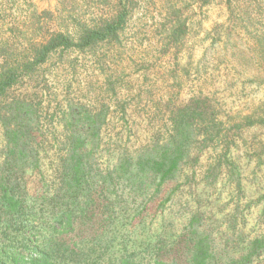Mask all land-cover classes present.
I'll list each match as a JSON object with an SVG mask.
<instances>
[{
	"label": "trees",
	"instance_id": "trees-1",
	"mask_svg": "<svg viewBox=\"0 0 264 264\" xmlns=\"http://www.w3.org/2000/svg\"><path fill=\"white\" fill-rule=\"evenodd\" d=\"M115 1L110 17L38 31L11 23L0 37V264H264V231L241 230L238 244L217 247L191 193L195 143L207 146L221 129L207 119L208 98L173 113L162 139L142 145L128 134L125 106L124 131L115 130L114 84L110 98L73 91L63 70L76 73L81 57L117 42L129 23L133 0ZM244 121L264 126V116ZM184 198L198 210L188 213Z\"/></svg>",
	"mask_w": 264,
	"mask_h": 264
},
{
	"label": "rangeland",
	"instance_id": "rangeland-1",
	"mask_svg": "<svg viewBox=\"0 0 264 264\" xmlns=\"http://www.w3.org/2000/svg\"><path fill=\"white\" fill-rule=\"evenodd\" d=\"M133 2L129 23L117 42L99 47L94 56L81 57L76 73L63 70L73 91L82 98H110L114 84L115 130L124 131L125 122L118 118L125 106L128 134L142 145L153 137L162 139L173 113L208 98L207 119L217 117L221 129L208 133L213 137L206 147L202 137L195 143L200 161L191 193L200 201L217 247L229 239L230 245L238 244L234 233L241 230L246 236L263 232L264 126L247 127L244 118L264 116V0ZM115 3L0 0V37L11 35V23L27 28L34 24L38 31L43 23L67 29L77 21L100 20L114 14ZM223 157L229 166L222 162L219 172L215 168ZM209 167L215 170L207 176ZM189 187L180 191L187 196ZM186 202L184 198L180 204L188 213L198 210L194 202ZM236 209L239 224L230 223Z\"/></svg>",
	"mask_w": 264,
	"mask_h": 264
}]
</instances>
